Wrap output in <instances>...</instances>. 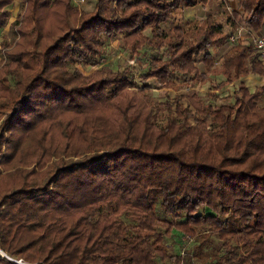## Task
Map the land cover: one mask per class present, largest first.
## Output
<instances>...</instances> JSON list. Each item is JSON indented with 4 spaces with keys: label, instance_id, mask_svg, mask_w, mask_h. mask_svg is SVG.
Masks as SVG:
<instances>
[{
    "label": "trees",
    "instance_id": "trees-1",
    "mask_svg": "<svg viewBox=\"0 0 264 264\" xmlns=\"http://www.w3.org/2000/svg\"><path fill=\"white\" fill-rule=\"evenodd\" d=\"M10 2L0 0V28ZM181 2L94 0L41 45V3L26 0L28 45L9 53L13 67L0 71V176L35 132L46 131L40 148L57 159L0 195V264H264V105L255 102L264 84L253 92L241 85L240 97L218 106L194 93L178 94L188 100L181 106L176 96L159 101L134 90L138 80L170 82L171 67L196 78V61L209 67L208 48L228 37L210 14L164 32L158 24ZM235 2L234 18L260 29L264 0ZM118 32L147 62L137 80L123 69L68 70L73 61L96 62L105 37ZM257 58L251 72L262 75ZM236 66L229 56L220 73ZM126 96L134 99L122 107ZM64 112L81 115L78 123L55 121ZM166 238L182 248L171 252Z\"/></svg>",
    "mask_w": 264,
    "mask_h": 264
},
{
    "label": "rangeland",
    "instance_id": "rangeland-1",
    "mask_svg": "<svg viewBox=\"0 0 264 264\" xmlns=\"http://www.w3.org/2000/svg\"><path fill=\"white\" fill-rule=\"evenodd\" d=\"M39 1L41 6L37 8V24L41 34L39 37L41 45L61 34L64 29V21L74 24L73 21L77 20L80 13L90 11L94 5V0H83L81 3H74L71 0H68V3L66 0ZM26 7V0H11L10 3L5 5L8 14L5 18V24L0 28V71L7 67H13L10 64L9 53L28 45V36L25 35L28 28L23 25L24 21L22 20L26 13ZM234 9L239 10L235 0H196L194 5H186V1L182 0L179 7L171 13V16L158 24L164 32L168 31L167 33H170L167 29L171 27H185L196 22L202 23L205 16L210 14L213 22L218 23L221 26L222 33L228 34V37L222 44H211L208 48V52L209 54L211 53L212 57V63L209 67L201 60L196 61L198 74L196 78L193 79L192 75H175L178 72L174 73L176 70L171 67L169 71L171 72L169 76L170 82L161 83L156 78L148 81L144 79L147 85L143 86L138 80L133 84L134 90H141L143 95H153L159 101L167 98L174 99L173 96L178 97V94L194 93L204 102L218 106L231 103L234 100V95L240 97L241 93L238 87L241 85L246 87L249 92H253L257 85L264 84V74L260 75L251 72L250 62L252 56L257 53L258 64L264 72V56L258 54L252 42L255 36L264 34V24L260 26V29L251 30L243 25V22H241L243 19L241 20L238 17L241 20L238 21V18H234ZM241 15L245 18V13ZM239 26H241V31L237 32L236 27ZM144 33L149 38L152 37V31H144ZM125 36L124 32H118L105 37L103 45L100 46L101 57L97 58L96 62L91 61L90 64H84L73 61L72 64L68 65V70L71 71L76 68L84 75L93 73L95 76H99L106 73L109 69L114 71L123 69L127 70V72L129 71L137 80L138 73L145 71L147 62H143L140 57L135 58V48L126 45L124 42ZM170 36L167 35L165 40H168ZM137 44L135 43V45ZM161 51L162 48H158V52L161 53ZM233 55L236 58V69L234 71L231 70L230 74L224 77L220 71L223 70V65L228 61L229 56ZM208 70L210 73H208ZM15 72L17 73V78L25 80L26 73L20 71L19 67H17ZM182 77L186 80L180 82ZM132 99L134 98L126 96L119 100V104L123 107L126 102L130 103ZM177 101L181 106L188 103L186 97L181 98L179 96ZM255 102L259 106L264 105V94L259 95ZM80 117L81 115L77 116L73 113L64 112L56 116L55 121L59 120L60 123H66L69 124V127H72L71 125L78 123ZM2 118L3 116L0 117V121ZM47 124L49 123L42 124V126ZM49 130L50 134L53 131L54 138L58 137L59 125H56L53 129L50 127ZM43 138L48 139L46 131L43 132L42 136L41 132H35L23 138L20 147L15 152L16 155L9 161L6 171L0 176V195L8 187L15 185L13 183H17L21 178H32L42 175L48 169L50 163L57 159L56 156L48 157V153L40 148V141ZM204 208L206 219H212L214 211L209 207ZM176 220L174 219V221ZM165 242L171 252L182 248L181 245L177 244L169 245L170 240L168 238L165 239ZM192 243L193 240L183 246L187 248Z\"/></svg>",
    "mask_w": 264,
    "mask_h": 264
},
{
    "label": "built area",
    "instance_id": "built-area-1",
    "mask_svg": "<svg viewBox=\"0 0 264 264\" xmlns=\"http://www.w3.org/2000/svg\"><path fill=\"white\" fill-rule=\"evenodd\" d=\"M72 2H83V0H71ZM237 28V32L241 31V26L236 27ZM253 45L254 48L257 50L258 54L261 56H264V34L255 36L253 39ZM20 261V259H19Z\"/></svg>",
    "mask_w": 264,
    "mask_h": 264
},
{
    "label": "water",
    "instance_id": "water-1",
    "mask_svg": "<svg viewBox=\"0 0 264 264\" xmlns=\"http://www.w3.org/2000/svg\"><path fill=\"white\" fill-rule=\"evenodd\" d=\"M0 255H4L3 252L0 251Z\"/></svg>",
    "mask_w": 264,
    "mask_h": 264
}]
</instances>
